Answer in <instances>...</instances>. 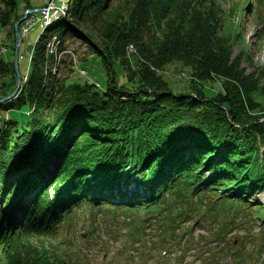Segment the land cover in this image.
I'll use <instances>...</instances> for the list:
<instances>
[{
    "label": "trees",
    "instance_id": "obj_1",
    "mask_svg": "<svg viewBox=\"0 0 264 264\" xmlns=\"http://www.w3.org/2000/svg\"><path fill=\"white\" fill-rule=\"evenodd\" d=\"M19 1L0 0V29L10 26L12 38L10 57L7 49L0 52V98L16 84L13 24L30 9L27 3L20 11ZM61 1L70 17L53 28L63 24L88 42L105 61L109 80L104 88L88 78L76 81L86 71L80 73L73 52L65 55L63 40L58 56L46 47L45 27L27 50V81L0 105V264H86L81 248L82 258L54 231H70L75 210L95 205L108 207V219L121 218L140 247L147 228L161 247L176 237L190 242L196 237L182 219L191 217L195 227L221 215L210 238H224L236 201L264 190V66L247 72L241 61L248 50L233 55L235 44L245 45L242 33L230 30L217 0ZM254 1V18L264 29V0ZM114 63L122 71L118 81ZM170 66L187 73L186 81L176 86L166 78ZM21 104L32 110L19 129L8 110ZM127 182L136 183L132 198ZM228 249L221 244L210 261L247 255Z\"/></svg>",
    "mask_w": 264,
    "mask_h": 264
},
{
    "label": "rangeland",
    "instance_id": "obj_2",
    "mask_svg": "<svg viewBox=\"0 0 264 264\" xmlns=\"http://www.w3.org/2000/svg\"><path fill=\"white\" fill-rule=\"evenodd\" d=\"M44 1L45 0H20L18 9L21 11L27 3L30 8L41 7L44 6ZM242 1L243 0H217L222 11H224L223 17L226 15L225 22L227 26L230 27V30L234 33L238 31L242 33L245 45L241 43L235 44L233 47V55H235L240 48H244L245 50L247 49L249 56L246 54V57H244L241 61V66L245 67L247 72H250L259 68L260 66H264V29L261 28L254 18L253 7L255 1L247 0V6L244 7L245 9L242 7ZM58 3L59 1H56L57 7ZM56 8L51 9L50 7V15L56 12ZM44 10L33 13H38L41 15L40 13ZM55 15L56 14H54L53 17H56ZM38 19L39 20L33 24L25 36L21 35L22 41L18 49V61L19 69L22 74H24L28 69L27 58L30 51L27 50H33L37 37L45 27L44 25L46 20L43 18ZM55 27L49 28V33L47 34V32H45V34H61L60 38L63 40L66 46L65 55H69L68 52H73L74 55H70L77 59L78 69L85 70L87 73L86 77H79L78 75H75L74 79L80 83H84L88 78L92 82L98 83L100 88H104L109 80V74L102 56L97 51H95L88 42L84 41V39L80 38L76 33L68 30L65 25L62 24L57 28ZM83 29H86L85 26H83ZM9 30H11L10 26L0 29V52L4 53L3 48L6 47L7 50L5 55L7 57H10L12 52L10 48L12 45V38H8L7 34ZM44 31L45 30L42 31V35L44 34ZM49 36H47V39L44 41L46 47ZM47 48L49 49L50 47ZM126 48L132 54L134 53L132 52L133 49H131V46ZM132 54L129 55L130 61L133 58ZM67 72V69H63L61 75H66ZM121 72V67L114 63L113 73L114 78L117 81L122 75ZM163 73L165 74V77L175 83L176 86L185 82V76H188L187 73L183 74L181 68L174 69L171 66L167 69H164ZM27 74L28 73L21 75V82H23L24 77L28 76ZM47 76H49V74L45 73V77ZM51 86L52 85H50L48 89H51ZM31 110L32 109L29 104H21L13 107L9 106L8 111L11 119L16 121L18 128L21 129L30 120L29 114ZM0 112L4 113L5 109L0 108ZM138 173L141 174L142 172L138 171ZM207 174L208 171H206V175ZM137 178L139 177L137 176ZM130 180V182H132L133 176H130ZM129 183V190H132L136 184H134V182L132 184ZM49 189L50 193L52 194L53 190L51 188ZM250 200H254L255 206L261 205L263 207L264 192L254 190L240 201L242 204H246ZM206 205H208L207 202L203 205V207L205 206L204 210H206ZM154 212L155 211L152 213ZM155 213H157V211ZM107 214L108 213L105 207H101L100 205H95L90 211L77 208V210H75V216H73L74 219L68 225L70 226V231L67 227V229L58 227L57 230L54 231V236H58L63 233L64 236L70 239L71 248L76 253H78L76 249L80 247V252L82 250L85 253L83 256V263L86 264H155L160 257L164 258V262L162 264H175V262H177V264H203L202 262H204V264H207V262H209V264H213L210 260L221 244L227 245L229 248L228 250L230 251L238 247L242 248L247 253V255L243 254L240 259L234 258L233 261H231L230 257H226V259L223 261L226 264H264V259H261L262 254L264 253V233H261L260 231V229L264 226V221L262 222L256 219L255 212L245 213L242 207L241 210L236 213L237 215L234 216L233 224L229 225L228 228L225 229L224 238L219 239L216 242L212 241L211 243H207L208 246L204 249L206 251H201V249H198V247L195 249L194 243L198 239L197 237L199 235H202L203 237L212 235L211 232L213 231L214 227H216L223 219L221 215L214 219L215 222H213L214 220L212 221L209 219V221L207 220V223L201 222L199 224L200 226L193 227L192 234L196 238H192V240L188 243L184 242V238L177 239L178 237H176L175 242H165L167 245L180 246L183 250H185V252H182L181 254H175V248L169 247L167 250H165L166 253L164 256H161L160 252L165 249L166 246L161 247L158 243H155L156 235L151 231V229L147 228L145 230L144 239L147 240V244L145 247H140L138 246L137 242L140 240V238L134 242H131L130 238H128L130 233L125 234L124 231H121L122 228L128 229V227L122 224L121 218L112 221V219H108L106 217ZM87 216H90V218L87 219ZM228 216H230V214H228ZM191 219H193V217H191ZM191 219L189 218L187 220L186 218H183L182 220L185 222V225L192 227L193 222ZM67 232L69 234L65 235ZM177 234L179 235L180 231L177 232ZM48 241L53 242L54 239H48ZM198 242L199 241L196 243ZM230 243L233 244L231 245ZM198 245L200 244L198 243ZM133 247H136L137 251H134L132 255H127V249ZM210 247L213 250L212 252L207 251ZM122 250L124 251L122 252ZM78 256L82 258L79 253ZM135 257H138L140 260L138 262H134L133 260Z\"/></svg>",
    "mask_w": 264,
    "mask_h": 264
},
{
    "label": "built area",
    "instance_id": "obj_3",
    "mask_svg": "<svg viewBox=\"0 0 264 264\" xmlns=\"http://www.w3.org/2000/svg\"><path fill=\"white\" fill-rule=\"evenodd\" d=\"M46 2V9L44 11H42L40 14V18H43L44 20H46L45 22V31H44V34L45 32H47V34L49 33V28L53 27L55 24H58L60 23L62 20H65L67 18L70 17V13H69V6L67 4H65L64 2H62L61 0L59 1V4H58V7L56 6V0H45ZM53 9V8H56V12L54 14H56L55 16L56 17H53L54 14H51L49 13V11L51 10L50 9ZM29 15V16H27ZM27 18L25 19V21L22 23L21 27L19 28L20 29V32H21V35H26V33L29 32V29L33 26V24H35L36 21H38L39 17H36L34 16L33 14H26ZM43 34V35H44ZM45 34V39H47L46 37L49 36L48 38V44H47V47H50L49 49L52 50L53 54L57 55L56 53V49L57 47L61 44L62 42V39L60 37H58V35H54L53 33H50L49 35ZM44 39V41H45ZM131 49L132 46H131ZM5 50V48H3V51ZM60 55V54H58ZM57 55V56H58ZM51 74H52V77L55 79L58 74H59V65L58 64H55L54 66H52L51 70H50ZM81 74H85V72L82 70L80 71ZM27 81V77H24L23 79V82L22 83H25ZM2 117L0 115V130L3 128V123L4 121L1 120ZM4 120H7V114L5 115V119Z\"/></svg>",
    "mask_w": 264,
    "mask_h": 264
},
{
    "label": "water",
    "instance_id": "obj_4",
    "mask_svg": "<svg viewBox=\"0 0 264 264\" xmlns=\"http://www.w3.org/2000/svg\"><path fill=\"white\" fill-rule=\"evenodd\" d=\"M46 9V6H41L37 8H30L26 9L24 14L13 24V31H14V38H15V45H14V51H13V65H14V70L16 74V84L14 90L7 96L0 98V105L3 103H6L10 101L11 99L15 98L17 93L19 92L21 88V74L18 70V49L19 45L22 41V36L19 31V24L25 19L26 14L28 13H33V12H40L41 10Z\"/></svg>",
    "mask_w": 264,
    "mask_h": 264
},
{
    "label": "bare ground",
    "instance_id": "obj_5",
    "mask_svg": "<svg viewBox=\"0 0 264 264\" xmlns=\"http://www.w3.org/2000/svg\"><path fill=\"white\" fill-rule=\"evenodd\" d=\"M52 30H53V29H52ZM1 53H2V52H1ZM23 84H24V83L21 82V88H22ZM21 88H20V89H21Z\"/></svg>",
    "mask_w": 264,
    "mask_h": 264
}]
</instances>
